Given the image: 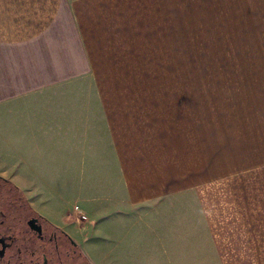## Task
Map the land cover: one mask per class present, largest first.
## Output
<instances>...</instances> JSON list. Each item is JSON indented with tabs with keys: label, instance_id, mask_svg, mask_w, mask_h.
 Wrapping results in <instances>:
<instances>
[{
	"label": "crops",
	"instance_id": "obj_1",
	"mask_svg": "<svg viewBox=\"0 0 264 264\" xmlns=\"http://www.w3.org/2000/svg\"><path fill=\"white\" fill-rule=\"evenodd\" d=\"M178 7L175 0H0V175L75 235L68 214L79 206L90 238L75 241L94 264H194L193 253L205 256L211 244V213L196 225L194 212L177 210L179 196H163L162 172L172 170L164 166L182 151L164 152L161 130L132 137L105 100L92 99V87L74 84L92 75L82 67L80 40H162Z\"/></svg>",
	"mask_w": 264,
	"mask_h": 264
},
{
	"label": "rangeland",
	"instance_id": "obj_2",
	"mask_svg": "<svg viewBox=\"0 0 264 264\" xmlns=\"http://www.w3.org/2000/svg\"><path fill=\"white\" fill-rule=\"evenodd\" d=\"M175 1L162 40H80L92 75L74 84L92 87L132 137L161 130L164 152L182 151L161 182L196 225L211 213V244L194 264H264V0ZM75 212L68 226L78 235L62 228L88 240V221Z\"/></svg>",
	"mask_w": 264,
	"mask_h": 264
},
{
	"label": "flooded vegetation",
	"instance_id": "obj_3",
	"mask_svg": "<svg viewBox=\"0 0 264 264\" xmlns=\"http://www.w3.org/2000/svg\"><path fill=\"white\" fill-rule=\"evenodd\" d=\"M0 264H94L23 190L0 175Z\"/></svg>",
	"mask_w": 264,
	"mask_h": 264
},
{
	"label": "built area",
	"instance_id": "obj_4",
	"mask_svg": "<svg viewBox=\"0 0 264 264\" xmlns=\"http://www.w3.org/2000/svg\"><path fill=\"white\" fill-rule=\"evenodd\" d=\"M75 210L77 211L79 220L87 221V217L81 212V210L78 207H76Z\"/></svg>",
	"mask_w": 264,
	"mask_h": 264
}]
</instances>
